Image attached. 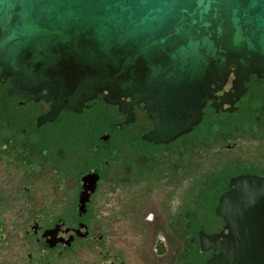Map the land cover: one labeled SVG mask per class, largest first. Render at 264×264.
Returning <instances> with one entry per match:
<instances>
[{"label":"water","instance_id":"water-1","mask_svg":"<svg viewBox=\"0 0 264 264\" xmlns=\"http://www.w3.org/2000/svg\"><path fill=\"white\" fill-rule=\"evenodd\" d=\"M0 66L12 92L50 103L39 124L102 95L125 125L142 105L141 140L167 145L208 101L231 114L250 76L264 79V0H0ZM82 181L83 211L98 174ZM214 213L221 230L198 231L199 251H216L204 264H264V176L231 177Z\"/></svg>","mask_w":264,"mask_h":264},{"label":"rangeland","instance_id":"rangeland-1","mask_svg":"<svg viewBox=\"0 0 264 264\" xmlns=\"http://www.w3.org/2000/svg\"><path fill=\"white\" fill-rule=\"evenodd\" d=\"M246 87L238 112L208 113L192 134L168 146L141 140L140 135L152 126L141 113L135 126H125L121 133L115 130V138L126 142L107 145L113 150L114 163L99 184L90 211L93 219L107 228L117 250L127 257L136 254L142 264H181L186 258L183 241L189 230L191 260L184 264L206 262L210 255L196 248L191 220L197 221L200 230L218 231L223 221L208 209L212 193L225 188L227 176L254 172L264 176V82L252 80ZM110 114L112 110L102 105L90 109V146L110 128ZM72 134L73 138H60L58 145L63 155L68 152L69 161L77 151L81 172L90 146L83 143L80 133L78 137ZM146 155L157 156L156 171L140 174L136 165L147 160ZM55 184L62 188L56 196L51 189ZM46 186L47 199L55 197L56 206L73 203L70 190L76 187L75 174L55 178L48 171ZM158 239L168 247L161 257L154 251Z\"/></svg>","mask_w":264,"mask_h":264},{"label":"flooded vegetation","instance_id":"flooded-vegetation-1","mask_svg":"<svg viewBox=\"0 0 264 264\" xmlns=\"http://www.w3.org/2000/svg\"><path fill=\"white\" fill-rule=\"evenodd\" d=\"M252 80L264 82L263 78L257 79L254 75L250 76V81ZM247 85L248 83L245 84ZM229 87L230 84L226 86V90ZM11 88L12 75H4L0 66V264H142V259H137L136 254H129L127 257L125 252L115 248L112 237L106 234L107 228L101 227L90 211L98 186L114 163L110 156L113 150L107 145L113 143L115 146L118 141L126 142L115 138V130L121 133L125 126H135L140 113L146 117L142 105L133 106L134 121L125 125V114L119 112L116 106L105 104L102 95H99L96 100L88 102L81 113L61 110L54 121L39 124L38 119L50 110V103L43 99L33 101L28 95L12 92ZM240 101L236 103L237 107ZM211 103L212 100L207 102L202 119L208 113L229 114L215 113ZM96 105L112 110L109 115L111 122L110 128L94 140L97 144L92 143L90 146V109ZM236 112L238 109L231 114ZM147 120L152 125L148 118ZM151 129L152 126L145 132ZM74 132L75 137L80 133L83 143L90 146L81 172L76 158L77 151H74L69 161L68 152L65 151L63 155L58 145L60 138L64 135L73 138L71 133ZM106 134L109 138L104 141L101 137ZM146 157L147 160L136 165L140 174H143L142 171L149 174L156 171L157 156ZM48 171L55 178L75 174L76 187L70 190L73 203L56 206V199H53L55 197L47 199ZM90 172L98 174V181L94 192L89 193L82 211V176ZM243 174L260 176L255 172ZM51 189L54 196L62 192L58 184ZM220 230L204 232L213 234ZM189 235L188 230L183 241L186 258L181 264L191 260ZM154 251L158 257L165 255L168 251L165 241L158 239ZM215 253L216 251L208 250L202 254H208L210 258Z\"/></svg>","mask_w":264,"mask_h":264},{"label":"trees","instance_id":"trees-1","mask_svg":"<svg viewBox=\"0 0 264 264\" xmlns=\"http://www.w3.org/2000/svg\"><path fill=\"white\" fill-rule=\"evenodd\" d=\"M190 134H192V133H189L187 136H189ZM186 137V136H185ZM168 146V145H167ZM230 177L231 176H227L226 178H225V188H222V189H220L219 191H218V189L216 190V191H214L212 194H213V196L210 198L211 199V203H209V205H208V209L210 210H212V211H214V208L216 207V205H217V199H218V197L227 189V186L226 185H228V181H229V179H230ZM190 224H191V227H195V229H196V231H195V235H196V238H197V233H198V231L201 229V227H200V225L197 223V221H195V219L194 220H191V222H190ZM191 230H192V228H191Z\"/></svg>","mask_w":264,"mask_h":264}]
</instances>
